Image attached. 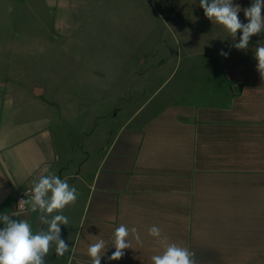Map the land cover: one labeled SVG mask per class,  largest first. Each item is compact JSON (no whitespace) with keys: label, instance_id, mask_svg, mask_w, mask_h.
<instances>
[{"label":"crops","instance_id":"crops-1","mask_svg":"<svg viewBox=\"0 0 264 264\" xmlns=\"http://www.w3.org/2000/svg\"><path fill=\"white\" fill-rule=\"evenodd\" d=\"M167 1L140 0L135 49L149 65L164 58L161 35L171 28L161 18L178 15L177 0ZM128 2L0 0V215L27 220L34 234L46 227L39 211L16 216V201L39 177L57 175L78 198L53 213L69 220L61 238L70 250L57 257L53 248L46 264H92L87 248L98 239L108 245L101 264H152L163 251L148 235L153 225L196 264H264V78L254 56L264 32L237 50L217 24L206 53L218 86L192 102L184 93L154 108L131 104L123 84L138 76L130 43L113 48L106 73L91 68L97 62L86 52L73 62L78 76L62 71L65 50L81 51L85 34L108 29L91 24L97 9L128 15ZM233 3L247 23L253 0ZM121 224L136 227L143 243L130 236L132 248L110 260Z\"/></svg>","mask_w":264,"mask_h":264},{"label":"rangeland","instance_id":"rangeland-1","mask_svg":"<svg viewBox=\"0 0 264 264\" xmlns=\"http://www.w3.org/2000/svg\"><path fill=\"white\" fill-rule=\"evenodd\" d=\"M128 3L130 4L128 15L125 11L115 13L109 9H97V15L92 17L91 24L108 29L104 31L96 29L85 34L89 37V44L81 47V51L75 48L65 50L63 76L68 78L78 76L79 72L73 62L78 56H85L84 52L90 53L97 62L96 66L91 68L96 67L98 73H106L104 71L110 70L111 66L105 65V59L116 54L113 49L116 45L127 42L133 46L130 52L137 63L133 72L138 74L134 77L133 73H130L129 82L123 83L124 87L128 86L131 104H141L149 100L154 108L184 93L190 94L185 95L182 100L192 102L197 94L218 86L217 80L214 79L217 72L214 60L206 53L217 24L205 16L199 0H177L178 15L161 18L162 26L164 28L170 26L171 30L168 32V29H165L167 32L161 35V41L166 45V49L163 51L162 64L157 65H149L145 56L136 53L135 46L138 41L135 30L139 19L140 0H129ZM126 20L128 31L125 30ZM46 50L48 56L55 57L52 48ZM98 83L103 85L105 81ZM86 107L87 105H84L83 109ZM80 120H83V116Z\"/></svg>","mask_w":264,"mask_h":264},{"label":"clouds","instance_id":"clouds-1","mask_svg":"<svg viewBox=\"0 0 264 264\" xmlns=\"http://www.w3.org/2000/svg\"><path fill=\"white\" fill-rule=\"evenodd\" d=\"M205 16L212 22L222 26L232 37L233 47L237 50H246L253 35L264 32V0H253L250 7L243 9L247 23H242L238 17L241 11L233 0H199ZM242 33L239 42L237 33ZM221 56L227 58L228 53L221 50ZM257 70L264 78V43L255 48ZM33 187L26 195L30 199H21L18 203L19 216L30 207L31 212L39 211V222L42 227L33 233L32 226L27 220L13 219L12 215H0V264H46V257L54 248L57 257H63L69 252V246L61 238V225H68L69 220L62 213L66 206L75 204L78 193L74 186H70L66 179L57 175H43L33 182ZM148 235L157 238L163 248L159 254L151 257L152 264H196L195 254L188 248L177 243H169L162 237L161 229L153 225L148 229ZM137 244H142L141 235L136 227L129 229L121 224L114 230L112 246L115 251L110 260H120L124 250L132 248L129 237ZM108 245L104 239H98L87 248V254L92 264H101V257L105 254Z\"/></svg>","mask_w":264,"mask_h":264},{"label":"built area","instance_id":"built-area-1","mask_svg":"<svg viewBox=\"0 0 264 264\" xmlns=\"http://www.w3.org/2000/svg\"><path fill=\"white\" fill-rule=\"evenodd\" d=\"M32 189V186H26L24 188H22V190H20L18 197H17V201H16V212L19 211V207H18V203L21 199H30V196L26 195L27 193H29ZM30 209V207L27 208V210L23 213H26L28 210ZM21 213V214H23Z\"/></svg>","mask_w":264,"mask_h":264}]
</instances>
